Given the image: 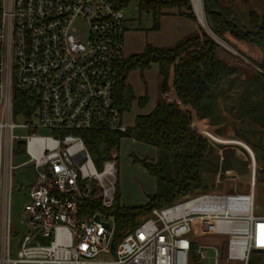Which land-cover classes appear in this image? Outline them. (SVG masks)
<instances>
[{"label": "built area", "instance_id": "2783aa9c", "mask_svg": "<svg viewBox=\"0 0 264 264\" xmlns=\"http://www.w3.org/2000/svg\"><path fill=\"white\" fill-rule=\"evenodd\" d=\"M119 2L0 0V264H191L192 244L201 262L248 264L252 252H264L253 182L248 193L202 192L152 209L113 245L117 153L98 168L81 133L129 128L114 100L116 67L127 58ZM18 92L34 96L28 112L15 114ZM18 129L29 133L17 136ZM17 154L28 158L19 167ZM25 165L34 167L36 181L13 258L12 177ZM195 221L224 240L197 245L190 237Z\"/></svg>", "mask_w": 264, "mask_h": 264}, {"label": "trees", "instance_id": "16d2710c", "mask_svg": "<svg viewBox=\"0 0 264 264\" xmlns=\"http://www.w3.org/2000/svg\"><path fill=\"white\" fill-rule=\"evenodd\" d=\"M127 2L120 0L119 7L124 8ZM135 2L140 11L151 16L153 31L159 29L161 18L169 10H176L181 16L196 22L189 0ZM231 4L232 0H228V6H223L219 0H203L205 19L211 23V32L225 42L224 35L228 33L236 40L257 46L264 53V12H250L249 29H245L237 21ZM219 48V44L199 27V32L186 36L170 47L157 48L147 44L141 53L132 54L117 65L114 100L121 112L129 111L134 102L140 109L147 105L148 96L137 99L127 78L131 71L143 72L152 65L158 70L161 95L170 92L172 77L177 102L161 100L149 114L136 116L133 126L125 133L108 130L81 133L98 168L110 158L112 150L118 149L124 137L156 149V160L152 163L134 158V162H138L155 180V193L148 196L145 206H120L117 186L112 212L116 228L114 246L128 229L134 228L152 209L164 208L206 191L208 179L204 173L214 174L217 170L214 153L210 142L192 128V122L194 118H213V90L219 89L220 94L225 96L227 112L235 119L242 122L244 116L249 117L251 123L264 129V73L241 82L237 79L235 68L217 59L216 51ZM258 67L264 71V63ZM233 76L237 77L234 79ZM34 105L33 95L22 92L15 94V114L28 112ZM88 208L94 210L97 205L90 203ZM190 261L191 264L200 263L196 256V244L191 246ZM248 264H264V252H252Z\"/></svg>", "mask_w": 264, "mask_h": 264}, {"label": "rangeland", "instance_id": "374dc122", "mask_svg": "<svg viewBox=\"0 0 264 264\" xmlns=\"http://www.w3.org/2000/svg\"><path fill=\"white\" fill-rule=\"evenodd\" d=\"M189 2L197 25L202 28L193 10L191 0ZM219 2L223 6H228V0H219ZM231 8L233 13L236 14L239 24L243 28L249 29V13L255 12L261 14L264 12V0H232ZM173 11L175 10L166 12L171 13ZM124 16L127 31L124 35L123 44L124 53L127 57L132 54L141 53L147 44L155 47L174 45L183 36L191 33L190 30L196 26L195 22L185 17L164 16L160 20L159 29L153 31L151 16L140 11L135 0H128L124 7ZM204 28L202 29L204 30ZM216 40L220 42L221 39L215 37L214 41ZM221 41L220 43L217 42L219 46H225V41ZM250 47L254 53H260L256 46L250 45ZM248 58L254 60L253 56L248 55ZM258 66L255 65L254 70L264 73ZM237 74V79L242 82L241 74L238 72ZM233 77L235 79L237 76ZM127 80L137 99L145 95L149 98L148 104L143 109H140L135 102L129 111L125 112L124 123L128 127H132L135 117L150 112L158 99L157 86L159 79L157 67L152 65L149 70L143 72L133 70L129 73ZM248 118L244 116L242 122L235 119L236 122L238 121L232 128L235 135L226 133V136L222 138L225 143L210 142L217 170L214 174L204 173V176L208 179L205 192L222 194L234 192L248 193L250 188L249 183L253 182L254 214L264 215V129L259 127L258 124L251 123ZM14 120L16 123H24V120L21 118L16 117ZM198 126H195V131L203 129ZM208 131L215 135L214 130L211 128ZM28 133L29 131L26 129L15 131V135L17 136H26ZM38 133L41 135L50 134L49 131L44 130ZM233 136L245 140L247 143L234 144L232 143L234 140ZM219 145L223 149H219ZM246 147L251 155L248 154L245 149ZM115 151L117 153L119 205L125 207L145 206L148 202V196L155 193V181L138 162H134V158L152 163L151 160L156 157V149L152 146L136 142L131 138L124 137L120 140L119 147ZM27 160L28 158L25 155L17 154L13 159V163L19 167L25 164ZM35 181L36 171L31 165H25L18 169L12 177L13 190L11 193L10 218L12 234L11 256L13 258L16 256L18 242L24 234L25 208L30 203L28 189ZM192 229L190 237L195 240L197 245H216L224 240L221 236L207 234L204 221L193 222ZM204 253L206 257L213 255V252L208 249H205ZM105 259L111 260L110 257ZM199 264H208V262L207 260L204 262L200 261Z\"/></svg>", "mask_w": 264, "mask_h": 264}, {"label": "crops", "instance_id": "0c3cea01", "mask_svg": "<svg viewBox=\"0 0 264 264\" xmlns=\"http://www.w3.org/2000/svg\"><path fill=\"white\" fill-rule=\"evenodd\" d=\"M164 16L184 17V16H181L176 10L171 12V13L166 12V14ZM195 23H196V26L194 29L190 30L191 33L183 36L181 39L185 38L186 36H188L192 33L199 32V26L197 25V22H195ZM224 36H225V40H226V42H225L226 45L220 46V48L217 49V51H216L217 59L220 62H222L223 64H225L229 67L235 68L236 71L239 74H241V77H242L241 80H243V81L248 80L249 78H251L257 74H261V73H259V71L257 72V70L256 71L254 70L255 69L254 66L264 63V53H262L257 46L256 47L258 48L260 53H256V52L254 53V51L250 47V45H253V44H249V43H246L243 41L236 40L232 36H230L228 33H226ZM181 39H179L178 41H180ZM171 46H173V44ZM168 47H170V46H168ZM157 48H164V47H157ZM248 55L253 56L254 60L248 58ZM158 79H159V77H158ZM127 83H128V80H127ZM157 87H158V94L159 95H158V99L156 100L151 111L156 106V104L158 102H160L161 100H165L168 102H172V101L177 102L176 95L174 93V90L172 89V77L170 79V92L168 94H165V95L160 94V92H159V81H158ZM212 93H213L212 109H213L214 118H204L202 120H198L197 118H194L193 122H192V128L195 129V126H198L199 124H201L198 127L203 128L204 131H203L202 135L206 140H209V142H214V143H225L222 140V138L226 136V133H230L232 135H235L232 128L234 125H236L238 123V121L236 122L235 118L227 112V109H226V107L228 105L227 99L225 98V96L223 94H220V90L219 89H218V91L213 90ZM150 112H148L144 115H147ZM207 122H208V124H207ZM209 128L214 130L215 135L211 134L208 131ZM238 141H240V142H238ZM232 143L239 145L238 143L243 144L245 142L243 140H241L240 138L234 137V140ZM218 147H219V149L222 148V146H220V145ZM245 149H247V147ZM156 155H157V153H156ZM155 160H156V157L154 159H152L151 161L154 162Z\"/></svg>", "mask_w": 264, "mask_h": 264}, {"label": "bare ground", "instance_id": "6f19581e", "mask_svg": "<svg viewBox=\"0 0 264 264\" xmlns=\"http://www.w3.org/2000/svg\"><path fill=\"white\" fill-rule=\"evenodd\" d=\"M191 4L201 26H204L206 28L202 0H191Z\"/></svg>", "mask_w": 264, "mask_h": 264}, {"label": "water", "instance_id": "95a60500", "mask_svg": "<svg viewBox=\"0 0 264 264\" xmlns=\"http://www.w3.org/2000/svg\"><path fill=\"white\" fill-rule=\"evenodd\" d=\"M205 25H206V28H204V26H202V28H204V31L210 36V37H212L214 40H215V35L211 32V23H210V21L208 20V22L206 21V19H205ZM217 38V37H216ZM216 42H218V43H220V42H222L221 40H220V42L218 41V40H216ZM224 43V42H223Z\"/></svg>", "mask_w": 264, "mask_h": 264}]
</instances>
